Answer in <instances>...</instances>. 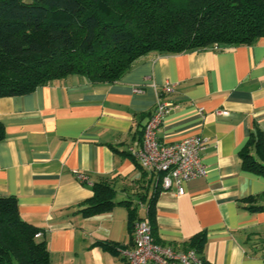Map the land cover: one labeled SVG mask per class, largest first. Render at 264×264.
Wrapping results in <instances>:
<instances>
[{"label": "crops", "instance_id": "obj_1", "mask_svg": "<svg viewBox=\"0 0 264 264\" xmlns=\"http://www.w3.org/2000/svg\"><path fill=\"white\" fill-rule=\"evenodd\" d=\"M166 83L176 87L163 96L171 110L160 142L207 140V174L184 183L181 196L132 154ZM0 121V196L15 197L21 218L41 229L50 264H125L133 226L149 217L154 200L156 244L186 252L205 233L206 264H264V209H257L264 208V176L245 169L241 157L251 134L264 132V37L220 50L152 53L111 84L70 75L0 98ZM103 182L115 191L114 209L83 216L93 185Z\"/></svg>", "mask_w": 264, "mask_h": 264}, {"label": "trees", "instance_id": "obj_2", "mask_svg": "<svg viewBox=\"0 0 264 264\" xmlns=\"http://www.w3.org/2000/svg\"><path fill=\"white\" fill-rule=\"evenodd\" d=\"M262 37L264 0H0V98L70 75L111 84L152 53L253 45ZM5 137L0 121V142ZM241 157L245 169L264 176V132L251 134ZM92 190L79 212H111L114 189L103 182ZM39 232L21 218L15 197L0 196V264H50L47 241L35 238ZM205 242L200 233L190 248L201 256Z\"/></svg>", "mask_w": 264, "mask_h": 264}, {"label": "built area", "instance_id": "obj_3", "mask_svg": "<svg viewBox=\"0 0 264 264\" xmlns=\"http://www.w3.org/2000/svg\"><path fill=\"white\" fill-rule=\"evenodd\" d=\"M210 48L221 49L218 44ZM153 87L156 88L155 85ZM175 87V84L166 83L159 90L161 95L144 127L142 142L138 148L132 149V154L142 169L161 175V185L165 191L175 189L176 194L181 196L185 192L184 183L207 174V167L202 162L207 140L194 136L172 144L160 142L158 133L171 110V104L164 101L163 96L174 93ZM134 92L142 94L144 89L134 88ZM77 177L80 182L87 181L83 174H78ZM40 237L41 232L35 235L37 239ZM133 238V249L122 251L125 264H204L194 249L177 252L170 247L156 244L151 223L147 218L135 223Z\"/></svg>", "mask_w": 264, "mask_h": 264}]
</instances>
